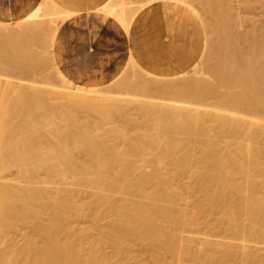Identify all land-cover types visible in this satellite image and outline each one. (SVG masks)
I'll use <instances>...</instances> for the list:
<instances>
[{
	"label": "bare ground",
	"instance_id": "6f19581e",
	"mask_svg": "<svg viewBox=\"0 0 264 264\" xmlns=\"http://www.w3.org/2000/svg\"><path fill=\"white\" fill-rule=\"evenodd\" d=\"M156 1L196 11L190 0H141L135 7L131 0H104L96 9L127 30L136 13ZM249 1L253 2L239 0V4L245 2L246 12L256 9ZM206 2L208 5L201 7L209 6L204 12L213 14L214 25L211 17L210 21L217 33L216 51L213 61L214 50L210 51L205 38L194 67L202 58L214 78L210 84H181L174 79L180 75L175 74H152L149 79L145 76L149 73L142 70L144 75L123 87L125 92L137 88L141 98H126L105 86L100 90L99 85L75 83L58 66L51 50L54 74L61 82L58 92L65 100L61 103L65 106L55 107L49 100L54 88L46 94V89L25 87L0 75V264H107L110 256L100 252V245L111 241L116 255L130 259L127 251L131 240H139L153 253L148 264H169L159 256L170 253L179 257L181 232L190 231L193 223L182 210L178 187L199 185L207 191L206 206L199 211L216 209L219 231L226 238L222 242L214 234L196 229L188 236L189 243L195 244L184 245L188 257L209 264L231 259L238 260L237 264H264V257L253 251L255 244H264V151L259 146V139L264 138V36L258 38L251 29L252 33L241 38L246 42L244 47L233 29L238 24L241 28L242 20L233 22L231 0ZM74 13L55 0H43L21 19L0 22L1 64L11 65L22 76L28 74V66L37 64L40 53L30 47L22 54L18 43L41 45V35L47 32L53 47L60 23ZM132 65L136 67L134 62ZM151 91L171 98L157 97L159 101H154ZM130 102L139 106L146 127L141 131L131 127L132 132L116 125L105 129L106 116L127 113L125 105ZM77 111L86 113L82 122ZM92 113L104 115V122L92 119ZM112 132L121 142L110 139ZM190 143L200 149V166L188 174V182L179 181L176 186L173 180H180L178 175L185 174L194 159ZM167 162L173 165L170 177ZM13 170L14 177L4 179ZM50 179L64 187L52 194L45 185ZM68 185L77 187L71 190ZM80 187L92 190L87 204L76 202ZM102 205L112 208L113 221L98 244L86 247L82 230L72 225V215H89ZM28 218H32L29 224L40 243H29L25 237L26 244L11 246L7 243L10 232L18 221L28 222ZM200 239L203 247L198 246Z\"/></svg>",
	"mask_w": 264,
	"mask_h": 264
},
{
	"label": "rangeland",
	"instance_id": "374dc122",
	"mask_svg": "<svg viewBox=\"0 0 264 264\" xmlns=\"http://www.w3.org/2000/svg\"><path fill=\"white\" fill-rule=\"evenodd\" d=\"M127 1H129V0H127ZM140 1L141 0H133V1L131 0V2L134 3V4L132 3V5H134V7L137 6L140 3ZM190 1L192 2V4L194 3L193 4L194 7L196 6L195 7L196 11L194 12L192 9H190V8L189 9L192 10L199 17V19L201 21V24H202V28H203L204 39L206 38L207 42L209 41L208 43L211 46L210 47L211 48L210 51H211L213 49V46L215 45L214 41L217 38L216 37V35H217L216 31H213V30H215V27L213 26L214 25L213 14L210 12V10H209V12H204L205 9L206 10L209 9V6L201 7V6H204V5H208L206 0H201V1L200 0H190ZM251 1H253V2H250V1L249 2L252 3L253 5L255 4L254 8H256V9L253 8L254 10L252 9L253 11H251V12H248V11L246 12L244 10V7H243L245 2L239 4V0H231V5H230V11H231V14H232L233 22H237V21L239 22V20H242L241 28H240V26L238 24L237 26H235L233 28L237 32H235L234 30H233V32L237 33V34H235V35H237V37L240 36L239 40H240V42L241 41L244 42V43H241V44L244 45V47L246 46V42L243 39H241V38L243 37L245 39V34H249V31H250V33H252L251 29H253V30L255 29L256 33L258 34V36L259 35L264 36L263 35L264 34V5H263L264 1L263 0H259L260 3L257 0H255V1L251 0ZM210 17H211V19L213 21V25H211L212 21H210ZM255 30L253 32L254 34H255ZM239 31H241L242 33L241 32L239 33ZM260 32L262 34H259ZM45 33H42V35H41V37L44 40L41 45L34 44V45L31 46L32 43H30V44L27 43V42L18 43V44H20L18 46L19 52L22 53V54L23 53H27V49H30V47L31 48L32 47L35 48L38 51V53H40L39 57H38L39 61L37 62V64L35 63V64H33V66H28V69H29V73L28 74H25V75L23 74V76H22V73H17L16 71H14L11 65H9V64H7V65L1 64V61H0V65H1V67H0V75L1 76L3 75L2 77L4 79H5V77H7L8 80L9 79L10 80H14V82H15V80H17V83L22 82L24 84V86L25 85H28V86L34 85V87H36L37 89L38 88H40L41 90H45L46 89V94L50 91V89L52 90L54 88V90H55L54 93H52V91H50L53 96L50 95V93L48 94V95H50V98L52 96V98L49 99L50 103L52 105H54V106L57 105L55 107L65 106V105L61 104L63 101H65L64 100V96L60 95V93L58 92L59 91L58 88H59L61 82H59L58 77H56L55 74H54V68H53V64H52L53 58H52V54H51V50H53V47L50 46L49 35L47 34V32H45ZM261 36H259L258 38H260ZM25 43H26V45H25ZM243 45H240V46H243ZM21 46H22V48L25 47V49H21ZM23 50H25V51H23ZM215 51L216 50H214V52L211 51V52H213V54L211 56L213 61H214L213 56L215 55L214 54ZM49 57H50V59H49ZM211 57H209V58H211ZM40 58L42 59V61H41ZM201 59L198 61V64L195 66L196 68L193 67L188 72H185V73L181 74L180 76L175 77L174 78L175 81L176 82L179 81L178 83H180V81H181V84H182V81H183L184 84H186L188 82L191 83L192 81H194V84L197 85V86H204L205 84L212 83L214 81V78L208 72L207 68L204 66V64L201 61ZM0 60H1V58H0ZM210 60H209V63L212 62V60L211 61ZM132 61L136 64V67L134 65H132V63H133ZM47 62H49V63H47ZM142 70L145 71L134 60L131 59L130 60V64L125 67L123 72L117 78L118 80H116V82H112L111 84H105V85L100 86V90H105V89L106 90H110V91L113 92L114 95L118 94L117 96H122V97H126V98H135V97L136 98H141V96L138 95L139 91H137L138 90L137 88L130 87V88H128L129 90L127 89L128 94H125L127 92H125L123 90H126V88H123V87L125 86V83H127L129 81H133L135 78H137V76L144 75V73H142ZM145 72H147V71H145ZM147 73H149V72H147ZM145 76L147 78H149V79L153 78V77H151L152 73H149V75H145ZM121 82L124 83V84H122ZM49 84H51V86H54V87L49 88V87H51ZM52 84H54V85H52ZM120 85L122 86L121 87L122 89L120 88ZM103 86H105V89H104ZM47 90H49V91H47ZM131 93L132 94L135 93V94L131 95ZM150 94L155 99L154 101H157V102L159 101L158 99H160L161 97H162V99L166 98V96L163 98V95H165V94L161 95L162 94L161 92L151 91V93H149V95ZM166 95L168 97L171 96V95H168V94H166ZM157 97H158V99H157ZM168 97L166 99H168ZM169 98H171V97H169ZM209 101H213V100L210 99ZM64 103L65 102H63V104ZM128 105H130V107ZM128 105H125V106H127L126 108H129L127 113H125L126 111H124L123 113L122 112L121 113L120 112H115V113L111 112V113H113L112 115H111V113H109L106 116L104 128L107 129L109 127H112V126L116 125V128L118 127L117 129H119V126H120L121 127L120 129H124L126 127H127L126 129H131V127L132 128L139 127L137 129V131L143 130L146 127V123L144 122V118H143L144 116H142L141 110L138 109L139 106H136L137 104H135V105L132 104V102H130ZM125 106H124V108H125ZM76 114H77V119L79 121L82 122L83 119H85V116H86L85 112L77 111ZM98 115H99L98 113L90 114L92 119L95 118V121H97L99 119V122H101V120H102L101 116L103 118L105 116L102 115V114H100L99 116ZM107 120H108L109 124L106 125V121ZM79 121H77V124L81 123ZM102 122H104V121L102 120ZM132 131H133V129H131V132ZM112 135L113 136H111L110 139L113 140V138H115V133L112 132ZM117 137L118 136H116V138ZM116 138L114 139V141L118 142V140H120V138H117L118 140ZM261 139H259L260 140L259 146L264 151V140H263L264 138L262 137ZM120 142H121V140H120ZM192 146H194V144L190 143V146L188 147V149H192ZM190 151L192 152L191 154L193 155V156L191 155V157L194 158V159L191 158V160H190L189 166L191 168L189 167L186 170V173H185L186 175L184 173H182L181 175H178L180 180H178L175 177V179H177L178 181L177 180H175V181L173 180L174 185H176V183L178 184L179 181L188 182V179H189L188 174H190L192 171H194L196 168H198L200 166V162H199V159H198V156L200 154V152H199L200 149L198 148V146L195 145L193 147V149L190 150ZM167 163H166V167H167ZM170 164L168 165V168H167V170L170 169V171H168L169 174L167 173V175L168 176L169 175L173 176L172 174L174 173V171L171 170L173 168V165L170 166ZM43 176L45 177V175L42 173L40 175V177L42 179H44ZM13 177H14V170L11 171L10 174H7L4 177V179H10V178H13ZM239 178H241V177L239 176ZM57 181L53 180V179H50V180H48V183L45 184L46 187L49 186L48 189H50V192L52 194L53 193L55 194L54 191H56V189H60V187L61 188L64 187L62 185V183L59 184L60 182L58 181V183H57ZM56 184L57 185L59 184L58 185L59 187H57ZM52 186H54V187H52ZM68 187H69V189H71V190L73 189L74 190V189H76L77 186L74 187V185L73 186L72 185L71 186L68 185L67 188ZM80 189H81V191H80L81 193L80 192L76 193L77 194L76 198H75L76 202H78V204H80L79 203L80 201L81 202L83 201L85 203L88 200V202H89L91 200V198H92V197L89 198V193H90V196H91L92 195V190H91V192H89L90 188L88 189V187H85V188L84 187H80ZM178 190H180L181 195L183 197V200L181 201L182 210L193 221V223H191V225L189 226L191 232L190 231H188L190 233L181 232V238H180V241H179V246H180V248H182L181 250H182L183 253L181 252L179 257L177 255L173 256L174 254L172 255L170 253H168V254L164 253L165 255L161 253L162 255L159 256V259H161L162 261H165L167 263L169 262V264H209L207 262L203 263L201 261L194 262L193 260H191L188 257V255L185 253L186 252L185 250H186V248H187L186 246H188V244L189 245H194L195 244L194 241H191V243H189L190 240L188 239V236H192L193 235L192 231H195L196 229H199L204 234L210 232V233L214 234V236L218 240H220L222 242H225L226 234L223 233V232H220L219 228H218V225H217L218 224L217 223V216L219 215V212H217L216 209L215 210H210V211L207 210V211H203V212L199 211V208L201 206H206L207 191L204 189V187L202 185L195 186V187H193L191 189L186 188V187H178ZM85 191H88V192H85ZM78 193H79V195H78ZM81 204H83V203H81ZM86 204H87V202H86ZM81 213H79V215H76V214L72 215V216H74V217H72V225L82 230L83 237H85L84 238V240H85L84 245L86 247L91 246V243L92 244H98L99 243L98 239L100 238V236H102V234L104 232H107L109 230V228L111 226V223L113 221L112 208L109 205H102V206H98L97 209L93 210L92 212H89V215L87 213H86V215L83 214L84 212H81ZM80 214H81V216H80ZM31 219L28 218L27 219L28 222H26V220H25L24 223L18 221V223L15 226L16 228L13 229V231L10 232L11 235L8 236L9 238L7 237V240L9 239V241H7V243H10L11 246L13 244L14 245L18 244L19 245V243L24 245V244H26L25 237L28 238V240H30L29 243H31L32 240H33L32 243H36V242L40 243V241H39L40 239L36 238L38 236H36V235L34 236L33 235L34 231L32 233L33 226H31V224H32ZM74 220H75V222H73ZM29 221L31 222V224H29ZM183 235H184V237H183ZM28 240H27V243H28ZM182 240H183V242H182ZM184 241L185 242L188 241V243L187 242L185 243ZM199 241H200V243H199L198 246L199 247H203V243L202 242L204 240L200 239ZM12 242H14V243H12ZM21 244H20V246H21ZM254 244H252V245L254 246ZM260 244H257V245L255 244V247L253 248V246H252V248L254 249L253 251L256 253V255L257 256L259 255V257L262 258V257H264V244L263 243H262L263 245L262 244L260 245ZM184 245H186V246H184ZM100 246H101L100 247V252L103 253V254H106L107 256H110V260L108 261L107 264H123V263H126V264H148V263H150L152 261V258H153V253L147 248V246H145V244H143L142 242L140 243L139 240L138 241L135 240L133 242H132V240L130 241V244L128 246V251H127L131 255L130 259H124L123 255H116L115 254L114 245H113V243L111 241H107L104 244H101ZM181 246H183V247H181ZM180 257H182V258H180ZM236 259H238V258H236ZM234 261H235V259H231L228 263H222V264H234V263L237 264L238 263V260L236 261L237 263L234 262ZM239 262H240V256H239ZM211 264H221V263L213 262Z\"/></svg>",
	"mask_w": 264,
	"mask_h": 264
},
{
	"label": "crops",
	"instance_id": "0c3cea01",
	"mask_svg": "<svg viewBox=\"0 0 264 264\" xmlns=\"http://www.w3.org/2000/svg\"><path fill=\"white\" fill-rule=\"evenodd\" d=\"M41 1L0 0V22L21 19ZM103 1L55 0L75 11L60 23L53 46L58 66L75 83L108 84L131 59L154 75H181L201 57L203 28L189 8L169 1L153 2L135 15L126 30L96 9Z\"/></svg>",
	"mask_w": 264,
	"mask_h": 264
}]
</instances>
